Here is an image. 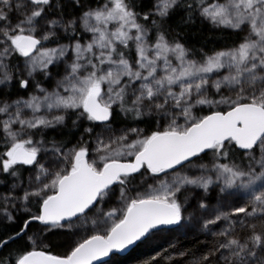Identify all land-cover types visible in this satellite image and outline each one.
Here are the masks:
<instances>
[{"label": "snow or ice", "instance_id": "6c2138e0", "mask_svg": "<svg viewBox=\"0 0 264 264\" xmlns=\"http://www.w3.org/2000/svg\"><path fill=\"white\" fill-rule=\"evenodd\" d=\"M181 230L264 264V0H0V264Z\"/></svg>", "mask_w": 264, "mask_h": 264}, {"label": "trees", "instance_id": "16d2710c", "mask_svg": "<svg viewBox=\"0 0 264 264\" xmlns=\"http://www.w3.org/2000/svg\"><path fill=\"white\" fill-rule=\"evenodd\" d=\"M209 38H213L211 33H208ZM172 245L176 246V249H192L196 251L202 247V245L196 241L195 237L186 238L183 236L177 237L175 242L171 244H144L137 248L135 251L130 252L125 257H113L111 261L112 264H149V260L152 256L157 254H163L166 249L173 251L174 255L175 249H172Z\"/></svg>", "mask_w": 264, "mask_h": 264}, {"label": "rangeland", "instance_id": "374dc122", "mask_svg": "<svg viewBox=\"0 0 264 264\" xmlns=\"http://www.w3.org/2000/svg\"><path fill=\"white\" fill-rule=\"evenodd\" d=\"M214 196H215V193H213L212 197H210V198H214ZM180 236H183V237H186V238H193L194 237L192 235L186 234L185 230H181V231H179L177 233H174L172 235H169V233L164 232V233H162L159 236V238H155V239H153L151 242H149L147 244H156V243L171 244V243L175 242V239L177 237H180ZM112 260H113V258L110 259V264H112V262H111Z\"/></svg>", "mask_w": 264, "mask_h": 264}, {"label": "water", "instance_id": "95a60500", "mask_svg": "<svg viewBox=\"0 0 264 264\" xmlns=\"http://www.w3.org/2000/svg\"><path fill=\"white\" fill-rule=\"evenodd\" d=\"M129 252H125L123 254H117V257H125ZM112 258V257H111ZM111 258H105V259H111Z\"/></svg>", "mask_w": 264, "mask_h": 264}, {"label": "bare ground", "instance_id": "6f19581e", "mask_svg": "<svg viewBox=\"0 0 264 264\" xmlns=\"http://www.w3.org/2000/svg\"><path fill=\"white\" fill-rule=\"evenodd\" d=\"M129 254V253H128Z\"/></svg>", "mask_w": 264, "mask_h": 264}]
</instances>
